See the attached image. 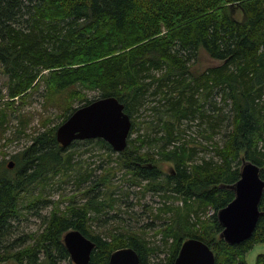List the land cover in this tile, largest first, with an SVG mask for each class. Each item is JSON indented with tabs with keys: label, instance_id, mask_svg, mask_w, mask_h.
I'll return each mask as SVG.
<instances>
[{
	"label": "trees",
	"instance_id": "1",
	"mask_svg": "<svg viewBox=\"0 0 264 264\" xmlns=\"http://www.w3.org/2000/svg\"><path fill=\"white\" fill-rule=\"evenodd\" d=\"M234 10L240 11V19ZM200 54L221 63L198 72L194 64ZM0 67L7 78L5 104L10 111L40 88L43 98L65 93L68 103L60 123L93 100L86 90L116 97L131 118V128L126 148L115 159L131 179L147 180L146 188L153 191L161 187L156 182L162 174L158 162H171L174 167L165 174L162 188L181 195L186 208L162 231L167 249L162 262L153 260L159 247L135 232H92L87 214L93 208L99 211L97 204L70 203L65 210L38 213L39 231L13 236L14 222L45 202L35 193L37 187L70 170L65 151L74 141L63 148L55 139L60 123L46 126L11 155L12 168L0 160V261L73 264L62 242L71 228L95 243L88 264H108L109 254L124 246L137 252L139 264H172L186 238L206 243L214 264H247V252L264 242V213L252 235L232 245L219 237L217 220L218 210L234 197L226 186L240 177L243 158L257 164L264 179V0H0ZM217 91L226 108L215 118L204 107ZM148 96L163 103L167 116H159L152 135L139 132L135 121ZM74 99L81 104L72 106ZM150 109L160 110L155 104ZM8 115L0 109L1 133ZM183 120L206 123L207 139L220 134L207 157H198L203 147L192 144L193 137L181 140ZM93 143L114 152L102 139ZM105 176L88 191L104 185ZM194 196L198 206L213 208L199 229L189 222L187 200ZM259 210L264 212V191ZM255 264H264V252Z\"/></svg>",
	"mask_w": 264,
	"mask_h": 264
},
{
	"label": "rangeland",
	"instance_id": "2",
	"mask_svg": "<svg viewBox=\"0 0 264 264\" xmlns=\"http://www.w3.org/2000/svg\"><path fill=\"white\" fill-rule=\"evenodd\" d=\"M234 16L240 19V11L236 10ZM220 63L219 60L210 58L206 54H200L194 68L200 72L209 66L220 65ZM6 84V75L0 67V109H4L5 113L9 114L5 118L7 121L5 131L0 132V160H3L4 164L11 160L12 154L29 144L32 135L36 131H40L46 126L58 125L62 121L60 114L63 112L66 103H68L64 99V92L51 98H43L41 96L42 89L40 88L34 95L17 103L15 108L10 111L5 104L7 101ZM153 89L154 86H151L150 91ZM85 93L88 99H95L100 95L98 91L91 90H86ZM150 97H147L146 105L141 108V113L139 117H135V121L139 125V132H150L152 135L155 134L156 129L151 128H155L160 124L158 122L159 116L162 119H167V116L164 113L165 106L163 103L157 102V100L153 101V98ZM210 100L213 105L206 104L204 109L211 116L218 118L219 112L222 113L226 108L221 99V92H212ZM70 103L74 107L81 104L77 99L71 100ZM153 104L159 107V112L150 109ZM21 123L25 126L20 128V133H17L15 127ZM226 124L227 121L226 123L223 122L221 132L227 128ZM180 128L186 129L184 133L180 134L181 140L193 137L194 143L192 142V144L205 148L200 149L198 157L201 154L207 157L211 153L212 147L215 146L214 143L220 139V134H215L214 138L207 139L205 135L208 134L209 129L206 123L203 122L194 121L191 123L189 120H183ZM137 132H134L131 136H137ZM13 135L14 137H12ZM94 140H75L67 148L65 154L70 155V170H67L64 175L57 173L58 175L50 176L42 183L41 187H37L35 193L42 195L45 202L36 206L33 213L30 210L31 213H26L24 216L22 215L23 217L20 216L14 222L16 225L13 228L15 231L13 236L39 231L41 220L38 213L39 215H47L55 207L65 210L70 203H76L77 206L84 204L89 208H91V205L97 204L100 210L97 211L93 208L87 214L92 232L102 233L108 229L114 231L127 229L135 232L147 240L150 245L159 247V250L153 254V260L156 262L164 261L167 256V249L163 244L162 231L167 224H171L172 219L177 218V215H181L186 211L185 202L181 195L167 188H162L165 182V174L174 165L168 161L158 162L157 165L162 174L156 182H159L161 187L157 191H153L146 188L148 185L147 180H141L138 183L131 179L130 173L124 171L115 159L118 153L100 148L93 143ZM178 142L180 141L178 140ZM187 144L189 145V141ZM262 168H264V165ZM103 174L106 175V183L95 190L88 191L90 186H94L95 181ZM156 182H153V184L155 185ZM92 200H96V202ZM187 202H189V210L191 205V210L188 213L189 222L199 229L201 222L209 219L213 213V208L210 205L198 206V200L195 196L189 197ZM176 210H178L177 214H175ZM102 234L106 235V233ZM167 241V244H169L172 238H168ZM262 252H264V242L255 244L246 254V263L255 264L256 256ZM0 264L18 263L9 260L0 261ZM59 264H65V261H61Z\"/></svg>",
	"mask_w": 264,
	"mask_h": 264
},
{
	"label": "water",
	"instance_id": "3",
	"mask_svg": "<svg viewBox=\"0 0 264 264\" xmlns=\"http://www.w3.org/2000/svg\"><path fill=\"white\" fill-rule=\"evenodd\" d=\"M131 119L123 110V104L114 96L97 97L77 107L55 130V139L63 148L75 140L102 139L115 153L127 146ZM13 161L6 163L13 167ZM226 187L234 191V197L217 212L222 226L219 237L228 244H237L248 239L263 211L259 203L264 191V179L259 175V166L242 159L240 177ZM62 242L73 264H88L95 243L80 230L71 228L62 236ZM212 249L197 238L181 242L172 264H214ZM108 264H139L137 252L129 246L114 249L109 254Z\"/></svg>",
	"mask_w": 264,
	"mask_h": 264
}]
</instances>
